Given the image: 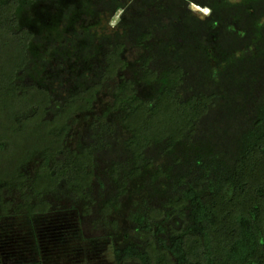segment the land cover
Wrapping results in <instances>:
<instances>
[{"label":"trees","instance_id":"16d2710c","mask_svg":"<svg viewBox=\"0 0 264 264\" xmlns=\"http://www.w3.org/2000/svg\"><path fill=\"white\" fill-rule=\"evenodd\" d=\"M57 217L72 255L264 264V0H0V222L43 264Z\"/></svg>","mask_w":264,"mask_h":264},{"label":"rangeland","instance_id":"374dc122","mask_svg":"<svg viewBox=\"0 0 264 264\" xmlns=\"http://www.w3.org/2000/svg\"><path fill=\"white\" fill-rule=\"evenodd\" d=\"M189 8L203 16L209 13L207 8H201L194 4H191ZM119 16L120 13L118 12L111 20L110 26H114L118 22ZM41 19L42 22H45L47 17H42ZM24 25L35 27L33 22H24ZM47 146H52L51 139L46 142L42 141L41 145L38 142L35 150L40 152ZM69 221V217L49 218L39 221L38 234L43 264H115L110 245H105L99 252L92 253L91 257L68 253V250H70L69 243H61L59 228L67 230ZM64 224L65 226L61 227ZM35 260L36 256L32 250L31 240L27 236V231L21 230L18 226L11 227L8 223L0 222V263L31 264Z\"/></svg>","mask_w":264,"mask_h":264}]
</instances>
